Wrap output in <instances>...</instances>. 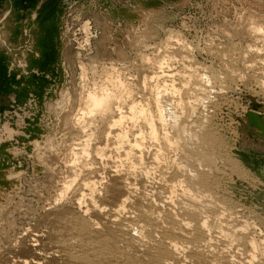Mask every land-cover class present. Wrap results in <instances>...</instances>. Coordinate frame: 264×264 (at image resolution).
Listing matches in <instances>:
<instances>
[{
  "label": "bare ground",
  "instance_id": "obj_1",
  "mask_svg": "<svg viewBox=\"0 0 264 264\" xmlns=\"http://www.w3.org/2000/svg\"><path fill=\"white\" fill-rule=\"evenodd\" d=\"M82 31L85 39L78 47L90 50L89 22ZM174 36L169 34L163 42L143 46L145 54L138 64H103L100 71L97 65L79 64L83 86L81 103L72 119L75 135L58 156L47 159L50 170L44 179L26 189L35 199L27 200L24 206L25 201L19 198L14 209L4 214L0 264H264V223L253 217L257 214L247 216L244 207L243 211L229 198L216 194L219 179L210 174L213 154L203 155L206 170L189 177L180 172L183 167L178 162L180 168L176 167L175 158L170 163L167 159L169 168L165 171H156L152 164L153 172L146 170L145 161L161 159L165 147L157 143L160 147L154 148L149 161L145 152L151 149L144 143L162 141L164 151L175 152L180 147L177 141L189 136L187 130L202 125L200 144L219 150L212 139V127L206 122L203 125L204 113L200 112L202 105L208 106L209 95L219 96L223 88L234 91L231 85L241 83L248 87L251 98L264 105V20L251 17L243 30L228 31V39L236 37L237 42L229 43L230 47L226 44L227 52L220 53L221 42L211 47L207 43V55L224 60L223 77L203 63L204 67L196 66L192 54L174 49L172 40L180 46L176 48L192 49L190 41ZM176 62L182 68L184 65V78L172 73ZM182 80V84L176 83ZM215 80H221L222 86L225 81V86L215 90ZM210 103L211 108L217 106ZM193 134L198 140L196 132ZM110 153L116 154L115 161L110 162ZM223 162L237 180L247 181L237 163L229 159ZM22 215L30 218L22 219Z\"/></svg>",
  "mask_w": 264,
  "mask_h": 264
},
{
  "label": "rangeland",
  "instance_id": "obj_2",
  "mask_svg": "<svg viewBox=\"0 0 264 264\" xmlns=\"http://www.w3.org/2000/svg\"><path fill=\"white\" fill-rule=\"evenodd\" d=\"M81 12L82 13H80L81 14L80 17L75 16V19L77 20L76 27L69 33L67 32L65 33L64 53L61 56L63 57V62L65 63V68L68 74L64 91L69 96V102H67L64 110L61 111V113L56 117L51 137L49 141H45L43 147L40 149V152L38 153L39 157L38 158L35 157L33 166H31V168L29 169L28 164H25V168L22 170H18L16 172L5 170V172L3 171L1 173L2 175H0V225L2 224V227L6 225L5 215L14 209L13 206H15L18 203L19 198H22V200L25 201L24 206H27L28 204L26 202L27 200L32 198L35 199L34 196L33 195L31 196L26 189L32 188L34 186L35 181L44 179V177L48 174L50 170V168L47 166V159H51L56 155L58 156L64 150V146L67 144V141H69L70 138L75 135L74 131L72 130V119L78 112V108L81 103L80 98L82 97V86H83V83L81 81V71L79 69L80 63H84L88 66L97 65L95 67L97 68L98 71H100L103 64L105 65L128 64L127 66H129L131 64V61L133 62L135 61L138 64L139 59H141V56L145 54V52L142 53L143 46L145 45L150 46L153 45L154 43H159L160 41L163 42V40H166L169 34L172 36L174 34L175 35L174 37L180 38L181 36V40H184L187 43L190 41L189 44H191L192 49L187 50V48H182V47L176 48L178 44L176 42L174 43L173 40H172L173 43L171 41L170 42L171 44L175 45V48L174 45L172 46V48L179 49L181 53L184 51V53L182 54L185 55L192 54L191 56L192 58H194L193 61L195 62L196 66L198 65L201 66L203 63V65L206 68L208 67L210 70L212 69L211 71L214 72L216 75H220L221 77H223L222 73H223L224 65L222 64V62L224 63V60H219L220 58H217L216 56L214 57V55L212 56L210 55L209 57L207 55L209 51V50L207 51V47L209 46L207 43H209L211 47V44L212 46H218L219 43L221 42L220 44L223 45L222 46L219 45V47H221L222 50L221 48L217 50L215 49L216 52L218 50L219 51L221 50L220 53L224 51L227 52V50H225L226 47L227 46L230 47L229 46L230 44L232 43L234 44L237 42L236 37L235 38L232 37L228 39L227 37L228 31L229 34H233L235 33V31L243 30L245 28V23L251 17H255L259 20L262 18V20H264L263 19L264 0H148V1L145 0V2L144 0H109L107 4L92 1L87 6V8H83V11ZM86 22L90 23L91 33H92L90 50L88 49L89 52L87 48L81 50L78 47V45L80 43H83L85 39V34L82 31V27ZM215 26L217 27V29L215 28ZM188 28L191 29L189 30ZM4 35H5L4 31L1 29V25H0V40L2 42H5ZM202 44L204 45L202 46ZM201 49H203V51ZM179 50H177L176 52L180 53L178 52ZM199 50H201V52ZM215 50H211V51L215 52ZM203 52L205 53V55ZM178 64L179 63L177 62L176 64H172L173 65L172 68L174 67L172 69V73L175 74L180 73L179 76L184 78L185 75L184 71L186 69L184 68V65H183L184 68L183 69L182 65L180 66V64L179 65ZM203 65L202 67H204ZM181 73L183 76L181 75ZM179 82L182 84L183 80L176 81V83ZM224 82L225 81H222L223 86H225ZM179 84H177V88L181 86ZM213 86L217 91L218 89L223 88L221 84V80L220 81L218 80V82L217 80H215L213 82ZM231 86L234 89V91L233 90L227 91L224 90L223 88L222 91L223 93L225 92L226 94L225 93L220 94L222 98L220 95L219 96L217 95L220 98H218L215 94L209 95L210 99L208 106L207 104L202 105L200 111L204 113L202 114V119H203L202 122H204L203 125L204 126L207 124L211 125L212 132L215 130L213 133L211 132V135H212V139L214 138L213 139L214 144L216 142L217 145L219 144L217 146V149L219 150L214 151L216 147L214 148V146H210V145L206 146L202 142L200 144L201 134L203 133L204 130L202 125H199L200 130H198L199 126L197 127L196 125L195 127H192L191 129L187 130L189 136L185 134V136L183 135L185 138L182 136L183 138H181V141H177L180 147L178 146L175 152L172 150L169 152L164 151L166 149V146L165 144H163L162 141L161 142L151 141L152 143L154 142L152 145V143L149 140H146V142L144 143L147 147L145 148L151 149V150L148 149V151L150 150L148 154L145 149L146 151L145 158L147 160H149L150 157L152 158L154 156L153 152H155L160 146L164 145L162 146V148L165 147L162 150L163 153V157H161L162 160L161 159L158 160L160 161L159 164L164 165L165 168H163L164 166H159V164L157 163L158 161L154 162V160L151 159V161L149 160L150 162L145 161L146 170L148 168L153 170L154 166L156 165L155 168H158L156 169V171H161L163 169H164L163 171H165V169L167 170L169 168L167 164L168 163L167 159L170 158L168 160L170 163V160L172 158H173L172 160H174L175 158L174 160L175 162L174 161L173 162L175 163L176 167L179 169L180 168L179 164H180L181 167H183L180 168L181 169L180 172L182 174L185 173L186 174V175L184 174L185 177L187 176L189 177L190 174L194 175L195 171L201 172L202 170H206L207 166L203 160L204 157L203 155H206L204 157L206 158L212 156L211 154H213L212 157L214 159L212 160L215 162L213 163L214 165H212L210 174H212L211 176L214 175L213 177H215L216 181L219 179L218 180L219 182L218 181L216 182L217 186H215V189L217 188L216 189L217 192L215 191L216 194H218V196L222 198L224 197L229 198L234 205L240 207L241 209L242 207H244L243 209L245 211L243 209L242 210L247 216L250 214L251 215L257 214L256 216L253 215L252 216L255 217L257 222L260 221L259 223H264V169L263 167L257 168V166L254 165L255 163L252 153L251 154L244 153L245 149L248 152H252L248 146L254 147L256 144L253 142L248 143V140L245 135L247 129L244 128L242 121H239V119L242 116H244L246 113L253 112L252 108L255 105L257 106V109L254 110L253 113L257 114L258 119L264 118V105L261 104L262 102L260 100L255 99L254 97L251 98L249 89L248 87L244 86V84L240 83L239 85L238 83L236 84V86L235 85H231ZM181 88L182 87H179L178 89ZM164 101L166 100L164 99ZM210 102H213V104H216L217 106L215 108L213 107L211 108L212 103ZM233 102L235 104H233ZM258 102L261 105H259ZM205 107H207V109ZM208 115H210V117ZM204 116L206 118H204ZM192 118L194 120L193 116ZM170 131L173 132L172 129H170L169 132ZM195 132L197 134L196 136H199L198 138L199 141L193 137L194 136L193 133ZM174 134L175 131L172 133V135ZM190 134H192V137L195 140L192 137H190ZM182 139L184 141H182ZM242 139H245L247 141H242ZM149 143H151L152 147L150 146ZM157 143L160 146H158ZM155 145L158 147H155ZM242 147H244V149ZM154 148H156L155 151ZM182 150H184L185 152ZM151 152L153 154H151ZM167 154L170 155V157H168ZM109 155L113 156V159L110 162L115 161L117 159L115 158L117 157L115 153L114 154L110 153L108 154V156ZM165 155H167L166 158L164 157ZM164 158L166 159L165 162L163 161L165 160ZM220 159H225V160L229 159V161L233 160L235 163H237V165L240 166V168L248 176L247 181L244 182L237 180L234 177L233 172L227 169V168L231 169V167H229L228 165L226 166V163L223 162L225 160L222 161ZM110 162L108 163L109 166L113 165ZM176 162H178L179 164L178 163L176 164ZM150 163L151 165L148 166V164ZM156 163L158 164L159 167H157ZM152 164H154V166ZM218 169L220 171H218ZM152 170L148 172L153 173L155 171V169L153 170V172ZM190 170L191 173L188 172ZM155 173L158 174L159 172L158 173L155 172ZM24 196L26 198H24ZM33 201L35 202V200ZM24 208H22L20 211L24 210ZM248 210H250L249 211L250 213L248 212ZM29 218L30 216L22 215V219L27 220ZM131 233L133 235L136 234L134 230Z\"/></svg>",
  "mask_w": 264,
  "mask_h": 264
},
{
  "label": "flooded vegetation",
  "instance_id": "obj_3",
  "mask_svg": "<svg viewBox=\"0 0 264 264\" xmlns=\"http://www.w3.org/2000/svg\"><path fill=\"white\" fill-rule=\"evenodd\" d=\"M92 1L109 0H0V175L30 169L49 141L69 102L65 33ZM252 156L264 169V158Z\"/></svg>",
  "mask_w": 264,
  "mask_h": 264
},
{
  "label": "water",
  "instance_id": "obj_4",
  "mask_svg": "<svg viewBox=\"0 0 264 264\" xmlns=\"http://www.w3.org/2000/svg\"><path fill=\"white\" fill-rule=\"evenodd\" d=\"M253 110L257 109V106H253ZM263 117V116H262ZM239 121H242L244 128L247 129L245 135L248 143H255L256 145L248 146L253 155H261L264 158V118L258 119V116L253 112H248L242 116ZM241 128V127H240ZM243 128V129H244ZM242 129V128H241ZM242 139V141H247ZM250 152H247L249 154Z\"/></svg>",
  "mask_w": 264,
  "mask_h": 264
},
{
  "label": "crops",
  "instance_id": "obj_5",
  "mask_svg": "<svg viewBox=\"0 0 264 264\" xmlns=\"http://www.w3.org/2000/svg\"><path fill=\"white\" fill-rule=\"evenodd\" d=\"M148 1V0H147ZM144 2H145V0H144Z\"/></svg>",
  "mask_w": 264,
  "mask_h": 264
}]
</instances>
